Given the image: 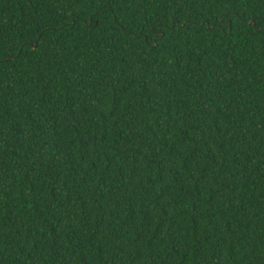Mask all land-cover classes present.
Masks as SVG:
<instances>
[{
  "label": "trees",
  "instance_id": "obj_1",
  "mask_svg": "<svg viewBox=\"0 0 264 264\" xmlns=\"http://www.w3.org/2000/svg\"><path fill=\"white\" fill-rule=\"evenodd\" d=\"M0 264H264V0H0Z\"/></svg>",
  "mask_w": 264,
  "mask_h": 264
}]
</instances>
